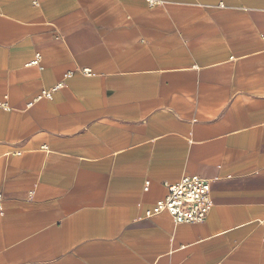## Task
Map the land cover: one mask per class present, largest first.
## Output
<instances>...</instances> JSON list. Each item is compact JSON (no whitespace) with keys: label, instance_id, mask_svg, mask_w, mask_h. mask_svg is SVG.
Listing matches in <instances>:
<instances>
[{"label":"crops","instance_id":"0c3cea01","mask_svg":"<svg viewBox=\"0 0 264 264\" xmlns=\"http://www.w3.org/2000/svg\"><path fill=\"white\" fill-rule=\"evenodd\" d=\"M0 194V264H264V0H0Z\"/></svg>","mask_w":264,"mask_h":264},{"label":"built area","instance_id":"2783aa9c","mask_svg":"<svg viewBox=\"0 0 264 264\" xmlns=\"http://www.w3.org/2000/svg\"><path fill=\"white\" fill-rule=\"evenodd\" d=\"M150 5L155 3L149 1ZM39 55L35 57L33 65L39 62ZM84 74H89L85 72ZM58 88V87H57ZM51 91L44 92L43 96L50 97ZM149 182L145 183L144 191H147ZM167 195L157 201L146 212V217H152L160 213H167L176 225L203 223L211 210L210 197L211 184L198 176H185L178 183L165 185ZM2 196L0 194V203Z\"/></svg>","mask_w":264,"mask_h":264}]
</instances>
